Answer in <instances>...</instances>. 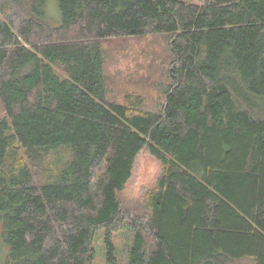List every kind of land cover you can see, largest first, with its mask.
I'll return each instance as SVG.
<instances>
[{
    "label": "trees",
    "instance_id": "1",
    "mask_svg": "<svg viewBox=\"0 0 264 264\" xmlns=\"http://www.w3.org/2000/svg\"><path fill=\"white\" fill-rule=\"evenodd\" d=\"M164 35L160 108L108 94L105 44ZM5 264H264V0H0ZM148 149L161 174L119 198Z\"/></svg>",
    "mask_w": 264,
    "mask_h": 264
},
{
    "label": "rangeland",
    "instance_id": "2",
    "mask_svg": "<svg viewBox=\"0 0 264 264\" xmlns=\"http://www.w3.org/2000/svg\"><path fill=\"white\" fill-rule=\"evenodd\" d=\"M192 1L200 3V0ZM105 53L108 94L112 99L123 102L127 94H137L144 97L146 109L155 110L161 107L164 101L163 92L169 83L172 59L166 36L113 39L105 44ZM4 115L0 104V120ZM160 174V162L148 149H143L137 156L132 177L124 191L119 194L124 208L133 215H143L145 196L155 186ZM1 229L0 222V264H5L8 246L3 242ZM132 239L133 233L130 230L123 229L115 234L114 244L120 264H128ZM94 248L93 264H107L103 230L97 232Z\"/></svg>",
    "mask_w": 264,
    "mask_h": 264
}]
</instances>
